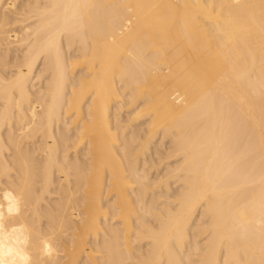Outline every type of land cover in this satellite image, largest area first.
<instances>
[{
  "label": "bare ground",
  "instance_id": "1",
  "mask_svg": "<svg viewBox=\"0 0 264 264\" xmlns=\"http://www.w3.org/2000/svg\"><path fill=\"white\" fill-rule=\"evenodd\" d=\"M0 264H264V0H0Z\"/></svg>",
  "mask_w": 264,
  "mask_h": 264
}]
</instances>
